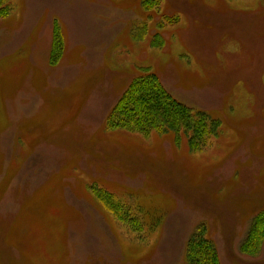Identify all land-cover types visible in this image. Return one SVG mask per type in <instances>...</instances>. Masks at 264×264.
Returning <instances> with one entry per match:
<instances>
[{"label":"rangeland","instance_id":"1","mask_svg":"<svg viewBox=\"0 0 264 264\" xmlns=\"http://www.w3.org/2000/svg\"><path fill=\"white\" fill-rule=\"evenodd\" d=\"M143 1L6 0L0 264H187L199 235L264 264V0ZM150 72L218 133L110 128Z\"/></svg>","mask_w":264,"mask_h":264},{"label":"trees","instance_id":"2","mask_svg":"<svg viewBox=\"0 0 264 264\" xmlns=\"http://www.w3.org/2000/svg\"><path fill=\"white\" fill-rule=\"evenodd\" d=\"M152 0H144L143 3ZM9 12L6 0H0V17ZM110 128H127L131 131L149 134L154 130L172 131L176 135L185 132L190 135L189 143L199 148L218 133L221 122L204 111L190 108L175 99L164 87L159 76L147 73L134 79L131 88L124 95L108 120ZM179 137H176L178 140ZM98 196L103 202L108 193L100 190ZM250 236L242 250L253 255L264 240V214L255 219ZM187 264H220L215 246L203 235L193 238L187 247Z\"/></svg>","mask_w":264,"mask_h":264}]
</instances>
